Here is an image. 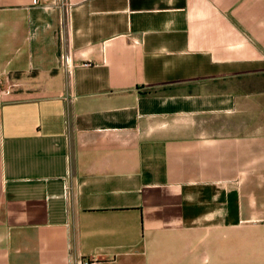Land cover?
<instances>
[{"label":"crops","instance_id":"0c3cea01","mask_svg":"<svg viewBox=\"0 0 264 264\" xmlns=\"http://www.w3.org/2000/svg\"><path fill=\"white\" fill-rule=\"evenodd\" d=\"M264 264V0H0V264Z\"/></svg>","mask_w":264,"mask_h":264},{"label":"built area","instance_id":"2783aa9c","mask_svg":"<svg viewBox=\"0 0 264 264\" xmlns=\"http://www.w3.org/2000/svg\"><path fill=\"white\" fill-rule=\"evenodd\" d=\"M48 0H34V4H40L41 2H46ZM84 264H96L95 261H85Z\"/></svg>","mask_w":264,"mask_h":264}]
</instances>
